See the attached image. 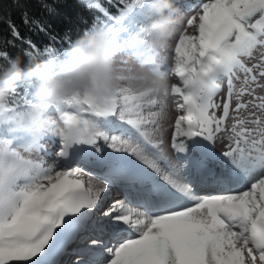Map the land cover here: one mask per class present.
<instances>
[{
	"label": "snow or ice",
	"instance_id": "snow-or-ice-1",
	"mask_svg": "<svg viewBox=\"0 0 264 264\" xmlns=\"http://www.w3.org/2000/svg\"><path fill=\"white\" fill-rule=\"evenodd\" d=\"M195 5L174 47L171 74L182 86L173 84L168 93L179 111L169 126L179 169L165 146L166 104L126 84L102 103L77 96L51 105L31 95L30 83L12 92L22 93V105H0V125L9 126L0 138V264H264V96L256 95L264 88L258 79L264 55L245 63L264 46V0ZM88 7L102 14V27L166 75L152 58L159 49L128 35L144 18L143 0L115 13L91 0ZM23 21L30 23L27 15ZM8 26L22 39L11 20ZM65 41L42 50L30 39L22 42L30 60L31 49L62 58L74 42ZM0 58L10 61L6 51ZM238 72L244 74L239 87ZM221 78L227 97L218 103ZM250 104L259 114L240 115ZM47 112L58 113L72 134L60 138L61 170L39 158L48 134L33 138L25 131L26 118ZM221 134L227 144L218 153ZM111 187L123 199H110ZM206 188L218 194H201Z\"/></svg>",
	"mask_w": 264,
	"mask_h": 264
},
{
	"label": "clouds",
	"instance_id": "clouds-1",
	"mask_svg": "<svg viewBox=\"0 0 264 264\" xmlns=\"http://www.w3.org/2000/svg\"><path fill=\"white\" fill-rule=\"evenodd\" d=\"M144 14L149 23L141 27L153 49H164L168 41L180 31L181 10L174 0H143ZM119 36L105 27L89 29L76 39L62 57L32 55L27 65L22 58L10 59L0 65V105L4 104L17 84L27 81L33 96L40 103L55 105L72 97H85L102 103L116 94L123 84L143 95H160L161 103L168 98L167 77L154 66L142 63L121 66L117 63ZM25 131L33 138L52 134L68 138L72 134L46 119L26 118Z\"/></svg>",
	"mask_w": 264,
	"mask_h": 264
},
{
	"label": "trees",
	"instance_id": "trees-1",
	"mask_svg": "<svg viewBox=\"0 0 264 264\" xmlns=\"http://www.w3.org/2000/svg\"><path fill=\"white\" fill-rule=\"evenodd\" d=\"M90 0H3L0 2V51H6L9 58L20 56L24 65H27L29 58L25 55L29 46L23 43V39H30L41 49L45 45H59L65 41V37L75 41L81 37L85 30L102 26L104 17L98 10L89 9ZM92 3L100 2L109 9L110 13H115L117 7L131 3L132 0H121L120 5L113 7L108 0H91ZM52 9V11H50ZM27 15L29 24H25L23 17ZM99 18V19H97ZM11 20L18 28L22 39H15L11 36L8 21ZM43 28L44 31H40ZM54 38V39H50ZM36 55L35 49H31ZM8 61L0 58V65L7 66ZM30 83L21 81L17 84V89H28ZM22 93L17 92L7 98L4 104L15 107V101L20 99ZM33 96V91L31 90ZM34 97V96H33ZM7 125H0V138L7 137ZM10 138V137H8Z\"/></svg>",
	"mask_w": 264,
	"mask_h": 264
},
{
	"label": "rangeland",
	"instance_id": "rangeland-1",
	"mask_svg": "<svg viewBox=\"0 0 264 264\" xmlns=\"http://www.w3.org/2000/svg\"><path fill=\"white\" fill-rule=\"evenodd\" d=\"M174 3L180 8L181 15L180 19L182 20V26L179 32L176 33L175 36H173L169 41L167 46L164 49H159V55H154L152 58L156 61L157 64H159L162 68V70L166 73L167 77V85L169 89V93L171 90V87L173 84H176L177 86H182L180 80L178 77H175L171 74V68L173 66L174 62V47L176 42L178 41L179 35L184 31L186 26V19L189 18L191 14L195 11V0H174ZM141 11V10H137ZM149 23V17L144 15L143 20L140 21L137 28L133 31H131L128 35L136 36L137 38H144L148 40V37L145 35V33L140 32L139 29ZM189 34H195L194 29H188ZM120 41V49L118 52L117 57V63L121 66H136L139 67L142 63L152 66L148 64L146 61L149 59V56L144 53L142 50L139 49H132L129 46L122 44V36H119ZM264 55V46H257V48L253 51V54L250 58H245V63L248 66H252L253 64H256L259 62L260 57ZM259 71L258 69L256 70ZM237 76L240 77L239 80H235L234 82L237 84V87H239L241 81L244 78V74L238 72ZM259 82L261 84H264V77H258ZM219 83L222 86V90L220 93L217 94L216 100L218 103H222L224 99L227 97V82L226 78H221ZM256 95L258 96H264V88H256ZM148 99H157L158 101L161 100L160 95H154L148 97ZM244 101H250L253 99L251 96H245L243 97ZM166 118L163 121V124L165 126V133H164V139H165V146L168 149L169 154L173 157L174 163H176L177 168L179 169V161L174 156L172 149L170 148V135H171V128L169 127L175 119V116L179 114V111L177 109V105L175 102V97L169 95L166 100ZM235 105V99H233V107ZM151 110H156L155 108ZM145 111L147 112L148 109L146 108ZM249 112H256L259 114V110L252 107V105H249V108L247 110H242L240 115L247 116ZM219 114V112H218ZM234 115V113H232ZM42 119H46L49 123L55 122V125L57 127L62 128L63 122L59 119V114L55 112H47L44 114ZM229 125L231 124V119L228 121ZM224 134H221V138H218L217 143L215 144V150L220 153L223 150H225V145L227 144V140L222 139ZM5 138V137H1ZM15 143V141H14ZM42 143L45 146V151H42L39 153V158H42L46 165H55L57 167V170H61L62 167H64V161L61 160L56 156V153L59 151L60 148V138L58 136H52L51 134H48L45 136V138L42 140ZM103 147V145H102ZM111 152L110 149H107L104 147V153L109 154ZM33 156H36V153H33ZM76 161H72L71 166L73 167H84L81 163H75ZM89 169H85V172H88ZM159 179V177H157ZM214 191V189L206 188V190L201 191V194H218L217 191ZM109 192L111 193L112 199H120L117 198L119 195L117 189L115 187H111L109 189ZM121 195H119L120 197ZM110 197V199H111ZM114 197V198H113Z\"/></svg>",
	"mask_w": 264,
	"mask_h": 264
},
{
	"label": "bare ground",
	"instance_id": "bare-ground-1",
	"mask_svg": "<svg viewBox=\"0 0 264 264\" xmlns=\"http://www.w3.org/2000/svg\"><path fill=\"white\" fill-rule=\"evenodd\" d=\"M74 162V161H73ZM75 163H79V162H75ZM212 189V188H211ZM205 191L206 189H202L201 191ZM214 191H216L215 189H214ZM213 190H212V192H214ZM120 195V194H119ZM119 195H116V196H118L117 198H120V199H123V196L121 195L120 197H119ZM114 198V197H113ZM111 199H112V197H111Z\"/></svg>",
	"mask_w": 264,
	"mask_h": 264
},
{
	"label": "water",
	"instance_id": "water-1",
	"mask_svg": "<svg viewBox=\"0 0 264 264\" xmlns=\"http://www.w3.org/2000/svg\"><path fill=\"white\" fill-rule=\"evenodd\" d=\"M3 1V0H0V2Z\"/></svg>",
	"mask_w": 264,
	"mask_h": 264
}]
</instances>
